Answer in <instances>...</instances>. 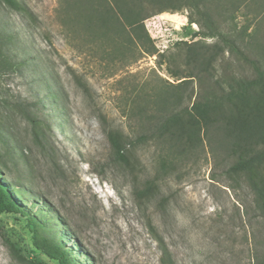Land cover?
<instances>
[{"label":"rangeland","instance_id":"374dc122","mask_svg":"<svg viewBox=\"0 0 264 264\" xmlns=\"http://www.w3.org/2000/svg\"><path fill=\"white\" fill-rule=\"evenodd\" d=\"M17 1L26 14L0 1V31L13 35L10 51L20 64L1 76L0 92L38 103L32 112L48 129L43 152L19 114L8 120L11 140L7 131L0 134V181L23 187L20 211L0 212V264H21L11 244L28 258L58 264L35 248L31 215L46 234L76 252L73 264H160L154 230L176 264H264V215L245 178L227 172L234 158L209 153L204 144L191 157L175 160L166 146L148 139L128 148L125 164L113 159L101 122L133 139L149 135L152 101L166 90L189 106L192 91L196 99L208 90L220 92L215 80L251 73L248 61L226 49L213 61L211 76L181 82L191 67L184 62L187 44L209 49L220 43L217 36L193 38V32L219 28L223 36H240L243 47L258 24L262 40L264 14L256 19L252 13L264 10V0L213 1L207 6L211 22L203 5L200 12L183 5L151 14L143 25L152 42L132 41L126 50L86 28L85 16L73 18L81 0ZM68 3L76 4L71 17L60 11ZM106 3L92 2L102 10ZM161 51L172 60H163ZM253 51L244 48L248 60L255 59ZM140 109L145 112L134 116ZM161 159L171 162L161 165ZM146 181H155L154 190L150 199H141L135 190Z\"/></svg>","mask_w":264,"mask_h":264},{"label":"trees","instance_id":"16d2710c","mask_svg":"<svg viewBox=\"0 0 264 264\" xmlns=\"http://www.w3.org/2000/svg\"><path fill=\"white\" fill-rule=\"evenodd\" d=\"M0 1L12 10L26 14L17 0ZM94 1L98 2L99 0L76 2L78 5L74 8L73 18L79 16L81 19L85 16L82 21L86 28L94 30L96 34L104 33L109 40L125 50L129 46L128 43L132 41L152 42L143 25L144 19L151 14L164 11L173 12L177 10V6L183 5L193 6L200 12L199 7L203 5L200 10L211 22L207 6L213 1L219 2V0H105L107 6L102 10V8L93 5ZM244 3H240L238 8ZM262 4L264 5V3ZM74 5L64 4L60 11L71 17L69 13L73 11ZM221 6L220 3L218 8ZM253 10L252 18L258 19L264 14L262 8ZM70 19L67 18L69 23ZM255 25L252 32L247 35L248 40L245 43L246 46L243 47L236 40L240 36H223L219 32V28L215 29V27H213L214 29L209 27L206 33L197 30L191 34L193 38L219 37L220 43H215L209 49L201 45L193 46L188 45L186 41H179L187 44L184 62L191 66L187 67L185 73L181 75L186 78L181 82H193L194 79H199L200 75L211 76L214 70L211 67L213 61L219 53L226 49L235 52L241 60L248 61L251 65V73H247L246 70L242 73L233 72L228 76V79L221 78L222 82L215 80L220 92L215 89L208 90L199 96L197 94L196 99V95L192 91L188 94L187 99L190 102L193 97L195 98L189 106H182L181 95L173 90H166L152 101L151 114L148 117L155 120V123H153L149 135L140 133L133 139L121 130L109 127L104 120H101L113 159L127 164L128 160L125 154L128 152V148L136 146L138 141L145 142L148 139H152L154 144H157L161 149H163L162 146H166L168 149L166 153L177 157H174L175 160L191 157L199 147H204L205 144L209 153L222 152L225 154L224 157L234 158L227 168V172L245 178L254 193L255 207L264 215V57L262 55L264 54V35L261 36L262 40L258 39V34L262 29L258 27V24ZM118 38L121 41H118ZM10 39H13V35H9V31H0V78L10 71L14 72L20 66L11 54ZM241 41L243 42L242 38ZM248 45L254 47L252 54L256 56L255 59L248 60V57L244 55L243 50ZM155 51L157 50L155 49ZM158 54L163 57V60L168 62L172 60V55H165L164 51ZM37 104L29 103L21 98L11 99L3 95V91H1L0 134L7 131L6 137L11 140L8 120L13 114H19L31 124L33 138L38 142L43 152L46 146L41 140H44L48 125L45 124V120L37 119L32 112ZM136 112L134 116L145 112V110L141 111L140 109ZM134 116L131 117L134 118ZM169 162H171L170 159H161L160 161L161 165L169 164ZM153 184L155 181H146L143 188L135 190V196L141 199H150L149 195L154 190ZM22 189V186L15 187L12 183L5 184L0 181V212L20 211L21 207L17 205V201L23 200ZM28 221L34 232L33 244L35 248L47 257L56 260L58 264L74 263L77 255L73 249L65 247L61 242L46 234L39 218L31 215ZM152 237L160 250L159 263L176 264L164 239L155 230ZM9 247L19 263L43 264L38 259L33 260V258L26 257L12 244Z\"/></svg>","mask_w":264,"mask_h":264}]
</instances>
